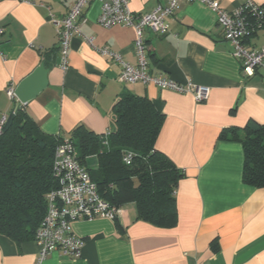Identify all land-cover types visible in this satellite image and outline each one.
Segmentation results:
<instances>
[{
  "label": "crops",
  "instance_id": "1",
  "mask_svg": "<svg viewBox=\"0 0 264 264\" xmlns=\"http://www.w3.org/2000/svg\"><path fill=\"white\" fill-rule=\"evenodd\" d=\"M75 0H36L34 4L0 0V119L14 110L5 90L18 86L52 53L46 86L24 105V112L45 135L69 139L82 126L96 136L113 127L114 104L124 93L147 98L164 122L155 149L184 172L175 189L176 224L165 229L136 220L134 204L120 207L114 221L76 222L84 245L78 259L57 252L40 264H264V188L242 182L240 143L218 139L220 132L241 129L248 121L264 125V78L245 77L225 41L215 13L198 1L179 4L167 19L166 35L144 33L147 71L163 79L209 89L196 103L189 94L140 83L118 81L120 66L98 50L105 48L136 65L131 27L98 24L100 3L90 0L77 20L67 68L60 69L58 36L50 14L63 18ZM225 10L247 1L215 0ZM168 0H128L135 15L150 13ZM42 4L43 6H40ZM91 39V43L87 41ZM264 47V31L247 40ZM85 167L96 169L97 159ZM34 241L16 246L0 236V264H36Z\"/></svg>",
  "mask_w": 264,
  "mask_h": 264
},
{
  "label": "trees",
  "instance_id": "2",
  "mask_svg": "<svg viewBox=\"0 0 264 264\" xmlns=\"http://www.w3.org/2000/svg\"><path fill=\"white\" fill-rule=\"evenodd\" d=\"M51 55L42 59L46 70L51 66ZM112 113L113 127L103 136L82 126L71 131L68 140L78 162L85 167L87 158L97 159L96 169L85 168L99 196L110 206L134 204L136 220L157 228L174 227L173 193L184 172L155 149L164 116L147 98L130 93L120 96ZM218 139L241 144L242 182L264 188V125L250 120L241 129L223 130ZM61 140L43 134L23 109L0 134V236L16 246L33 241L45 215L46 196L57 187L52 162ZM126 153L132 155L129 165L122 162ZM114 223L119 228L117 219Z\"/></svg>",
  "mask_w": 264,
  "mask_h": 264
},
{
  "label": "built area",
  "instance_id": "3",
  "mask_svg": "<svg viewBox=\"0 0 264 264\" xmlns=\"http://www.w3.org/2000/svg\"><path fill=\"white\" fill-rule=\"evenodd\" d=\"M34 4L36 0H17ZM100 13L98 24L104 28L113 26L131 27L135 33L134 48L136 65L123 62L118 54L100 48L101 55L109 56L121 68L118 81L122 84L140 83L154 86L161 90H170L180 94H189L196 103L208 99L209 89L191 83L180 84L147 71L144 33L166 35L169 31L167 19L173 15L179 4L198 1L208 6L216 15V23L225 41L233 46V57L238 61L242 74L252 77L257 72L264 78V47L249 48L247 40L257 31H264V3L247 1L238 8L225 10L215 0H168L167 4L153 9L150 13L135 15L129 8L128 0H98ZM90 0H75L63 18L50 14L49 22L58 36L60 56L59 67L65 70L68 65L71 40L79 35L77 20L82 16ZM43 6L42 4H39ZM251 20H250V18ZM3 28L0 26V34ZM91 43V39H87ZM15 86L9 84L5 90L8 99L14 101V110H22L25 103H20L15 96ZM13 110V111H14ZM7 116L0 119V134ZM132 155H123L122 162L130 164ZM52 174L56 180V189L46 196L45 215L37 227L33 241L38 247L36 264H40L49 254L59 253L69 259H78L84 245L82 238L73 231L76 222L106 220L113 222L120 216L119 208L110 206L97 192L96 184L88 171L78 160L72 143L62 139L54 149ZM175 195V191L173 193Z\"/></svg>",
  "mask_w": 264,
  "mask_h": 264
},
{
  "label": "water",
  "instance_id": "4",
  "mask_svg": "<svg viewBox=\"0 0 264 264\" xmlns=\"http://www.w3.org/2000/svg\"><path fill=\"white\" fill-rule=\"evenodd\" d=\"M47 73L48 70L40 66L30 76L21 81L15 89V96L17 100L20 103H26L42 91V89L46 86ZM18 111L19 108H16L9 114L2 130L3 133L9 129Z\"/></svg>",
  "mask_w": 264,
  "mask_h": 264
}]
</instances>
